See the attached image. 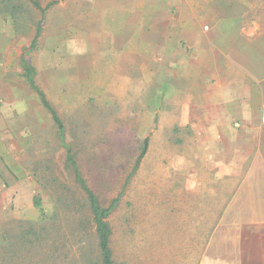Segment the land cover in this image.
<instances>
[{
    "label": "rangeland",
    "instance_id": "obj_1",
    "mask_svg": "<svg viewBox=\"0 0 264 264\" xmlns=\"http://www.w3.org/2000/svg\"><path fill=\"white\" fill-rule=\"evenodd\" d=\"M36 1L45 12L31 0H0V23L10 11L12 16L5 20L14 23L16 37L23 43L22 51L35 65L36 77H40L36 82L63 120L66 141L88 184L103 204L122 194L109 218L115 261L212 264L213 260H227L230 264H264V236L260 231L240 227L241 240L236 239L233 230L223 232L225 226L219 228L227 211L210 208L224 205L231 195L226 193L228 188L209 184L215 180L211 163L195 160L199 148L194 144V123L200 115L187 103L190 98L185 97L182 81L176 77H168L167 82L162 77H73L68 90L59 85L54 88L49 81V55L55 45L65 41L66 30L72 29L71 36H82L96 48L104 37L103 24L108 32H115L121 20L128 17H121L118 11L100 14L97 7L88 11L90 0ZM231 4V10L244 12L250 20L249 35L264 31V0H233ZM225 10L217 7L218 13L231 11ZM40 20L41 35L32 48ZM114 50L113 40L102 43V64L116 57ZM64 83L63 79L61 84ZM45 110L44 129L40 132H25L20 138L10 130L0 132V225L15 233L26 228L28 221L40 219L36 197L50 217L60 204L57 199L61 195L74 200L75 211L71 209L70 214L81 218L87 213L78 204V200H84V191L67 163V151L58 138L57 126ZM145 138L149 139L147 152L128 180ZM24 181H30L31 194L13 190ZM213 189L216 192L210 194ZM255 212L259 216V211ZM231 215L248 217L247 211L242 210H232ZM56 220L64 234L55 236L59 246H54L53 264L62 263L66 253L68 260L76 264L73 254L81 251L79 243L69 235L65 213L61 212ZM84 228V240L90 243H85L84 249L95 260L98 256L94 228L86 223ZM220 233L228 235L229 240L221 241ZM61 240L67 243L63 246ZM36 252L39 254L40 249ZM21 254L26 262L32 256L25 247ZM81 255L77 254L79 264H84Z\"/></svg>",
    "mask_w": 264,
    "mask_h": 264
},
{
    "label": "crops",
    "instance_id": "obj_2",
    "mask_svg": "<svg viewBox=\"0 0 264 264\" xmlns=\"http://www.w3.org/2000/svg\"><path fill=\"white\" fill-rule=\"evenodd\" d=\"M31 1L42 10L36 0ZM90 1L88 11L97 7L100 14L118 11L128 18L121 20L115 32H108L103 24L104 37L96 48L82 36H71L72 29L66 30L65 41L49 55L52 86L68 90L73 77H162L166 82L176 77L182 81L185 97L190 98L187 103L200 115L194 123V144L199 148L195 160L211 163L215 180L209 184L228 188L226 193L231 195L224 205L210 206L227 211L220 230L225 226L223 232L233 230L232 236L240 240V227L264 236V31L249 35L250 20L244 12L231 10L233 0ZM217 7L231 11L218 13ZM10 16L9 11L0 23V132L10 130L20 138L25 132L44 129L47 108L27 78L30 66L35 83L40 79L22 51L14 23L5 20ZM42 23L38 22L36 32ZM111 40L116 57L102 64V43ZM32 41L31 47H36ZM29 182L13 190L31 194ZM232 210L247 211L248 217L234 218ZM219 239L225 242L229 236L220 233Z\"/></svg>",
    "mask_w": 264,
    "mask_h": 264
},
{
    "label": "trees",
    "instance_id": "obj_3",
    "mask_svg": "<svg viewBox=\"0 0 264 264\" xmlns=\"http://www.w3.org/2000/svg\"><path fill=\"white\" fill-rule=\"evenodd\" d=\"M42 10L45 11V8H42ZM40 34L41 26L38 27L36 35L32 41V46H35ZM33 71L34 70L32 67H26L27 78L31 87L34 88L40 95L42 104L49 110L57 126L58 138L67 151V163L73 171L76 182L85 194L84 200H78V204L83 209H86L87 213L85 217L81 218L77 217L76 213L70 214L71 209H73L74 200L72 197H68L66 199L64 195H61L57 199L60 204H57L56 202L57 208L55 209L54 214L50 217L44 210L41 200L36 197L34 199V203L39 207L40 210L41 217L39 220H36L35 222L28 221L29 225L26 228L18 230L16 233L9 231L7 227L0 225V264H30L36 262L38 264H53L54 261H52V259L55 258L54 252L56 251L54 246H59L55 241V236L60 237L64 234L62 228L56 220L60 216L61 212L65 213V218L68 221L69 235L73 241H75V243H79L78 248L81 251H79L77 254H82L81 258H83L84 264H86V262L87 264H124L117 263L114 259L113 249L111 246L113 231L109 221L110 216L119 206L122 194L114 197L108 204H103L101 202L99 195L93 190V188L88 184L86 178L83 176L77 160L73 155L71 146H69L66 141V129L63 120L61 119L57 110L47 99L44 91L35 83ZM148 143L149 139L145 138L141 153L136 160L135 166L130 173L128 180L132 175H134L142 158L146 154ZM73 210L75 211V209ZM78 210H80V208H78ZM85 223L86 225L90 224L91 227L94 228L95 238L97 240V246L95 248L97 250L98 256V258L95 260L88 257V249H84L87 246L85 243H87L88 246L90 245L89 242L84 240V236L87 232L86 228H84ZM89 234L90 233L88 232V236ZM67 239L69 240V238ZM19 242H23V244L20 245ZM61 242L63 246L67 243L64 240H61ZM24 247L27 249V253L32 254L28 262L25 261L21 254V251ZM34 249H36V251L40 249V253L37 254L36 251L33 252ZM77 254H73V256L76 255L75 261L76 264H79L80 257H78ZM68 256L69 253H66L65 260H67V264H72L71 260H68ZM65 260H62V263L60 264H65Z\"/></svg>",
    "mask_w": 264,
    "mask_h": 264
},
{
    "label": "built area",
    "instance_id": "obj_4",
    "mask_svg": "<svg viewBox=\"0 0 264 264\" xmlns=\"http://www.w3.org/2000/svg\"><path fill=\"white\" fill-rule=\"evenodd\" d=\"M2 108V99L0 97V109Z\"/></svg>",
    "mask_w": 264,
    "mask_h": 264
}]
</instances>
